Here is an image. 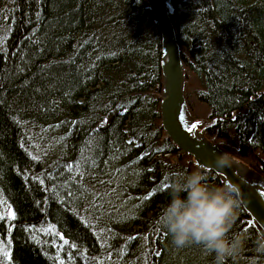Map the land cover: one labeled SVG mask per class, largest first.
<instances>
[{
    "label": "trees",
    "instance_id": "16d2710c",
    "mask_svg": "<svg viewBox=\"0 0 264 264\" xmlns=\"http://www.w3.org/2000/svg\"><path fill=\"white\" fill-rule=\"evenodd\" d=\"M174 4L189 107L264 174V0ZM161 55L146 0H0V264H264L164 135Z\"/></svg>",
    "mask_w": 264,
    "mask_h": 264
},
{
    "label": "water",
    "instance_id": "95a60500",
    "mask_svg": "<svg viewBox=\"0 0 264 264\" xmlns=\"http://www.w3.org/2000/svg\"><path fill=\"white\" fill-rule=\"evenodd\" d=\"M161 33L162 77L159 111L164 135L188 154L199 168L213 170L223 188L233 192L248 214L245 227L264 238V175L213 141L200 128L185 96L186 68L182 58L172 0H146ZM163 9V10H162Z\"/></svg>",
    "mask_w": 264,
    "mask_h": 264
},
{
    "label": "rangeland",
    "instance_id": "374dc122",
    "mask_svg": "<svg viewBox=\"0 0 264 264\" xmlns=\"http://www.w3.org/2000/svg\"><path fill=\"white\" fill-rule=\"evenodd\" d=\"M197 82H195L194 80L190 79L189 83H188V88L192 90V87H194V85ZM189 100L192 103V109L191 112L193 114V116L195 118L199 119V122L204 124V123H210V119L208 118L209 116V111L207 110V106L202 104L201 102L197 101V99L189 94ZM195 114V115H194ZM262 158L264 159V154L262 155Z\"/></svg>",
    "mask_w": 264,
    "mask_h": 264
},
{
    "label": "bare ground",
    "instance_id": "6f19581e",
    "mask_svg": "<svg viewBox=\"0 0 264 264\" xmlns=\"http://www.w3.org/2000/svg\"><path fill=\"white\" fill-rule=\"evenodd\" d=\"M173 1V7H174V16H175V25H176V29H177V33H178V23H177V10H176V6L174 4V0ZM149 8V6H148ZM163 10V9H162ZM151 11V10H150ZM152 14V11H151ZM159 27V26H158ZM160 30V29H159ZM178 35V34H177ZM162 44V43H161ZM161 52H162V45H161ZM161 61H162V55H161ZM162 65V64H161Z\"/></svg>",
    "mask_w": 264,
    "mask_h": 264
}]
</instances>
